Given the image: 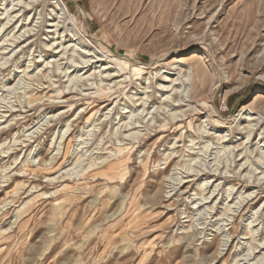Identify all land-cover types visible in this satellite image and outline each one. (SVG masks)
<instances>
[{
  "label": "rangeland",
  "instance_id": "rangeland-1",
  "mask_svg": "<svg viewBox=\"0 0 264 264\" xmlns=\"http://www.w3.org/2000/svg\"><path fill=\"white\" fill-rule=\"evenodd\" d=\"M261 243L264 0H0V264Z\"/></svg>",
  "mask_w": 264,
  "mask_h": 264
},
{
  "label": "bare ground",
  "instance_id": "bare-ground-1",
  "mask_svg": "<svg viewBox=\"0 0 264 264\" xmlns=\"http://www.w3.org/2000/svg\"><path fill=\"white\" fill-rule=\"evenodd\" d=\"M57 1V0H56ZM59 1V0H58ZM19 2V1H18ZM22 2V1H21ZM58 3V2H57ZM24 5H25V3H24ZM27 7V6H26ZM8 17H9V22L11 21V19L12 18H10V15H8ZM12 17V16H11ZM15 17V16H14ZM9 22H7L6 21V23H8L9 24ZM5 26V25H4ZM246 198V197H245ZM207 199V198H206ZM259 248H264V245L261 243V244H259ZM256 249H257V247H256Z\"/></svg>",
  "mask_w": 264,
  "mask_h": 264
},
{
  "label": "trees",
  "instance_id": "trees-1",
  "mask_svg": "<svg viewBox=\"0 0 264 264\" xmlns=\"http://www.w3.org/2000/svg\"><path fill=\"white\" fill-rule=\"evenodd\" d=\"M238 96H239V94L231 95L230 98H229V102H231L232 100H234Z\"/></svg>",
  "mask_w": 264,
  "mask_h": 264
}]
</instances>
